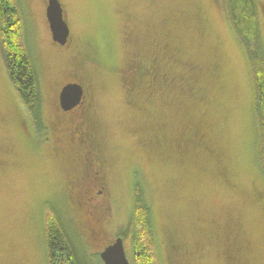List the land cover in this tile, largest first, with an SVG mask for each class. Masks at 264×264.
I'll list each match as a JSON object with an SVG mask.
<instances>
[{
    "label": "rangeland",
    "instance_id": "1",
    "mask_svg": "<svg viewBox=\"0 0 264 264\" xmlns=\"http://www.w3.org/2000/svg\"><path fill=\"white\" fill-rule=\"evenodd\" d=\"M58 1L70 31L65 46L51 38L46 0H17L43 124L15 93L0 49V264H47L48 207L65 213L90 263L101 264L90 257L102 244L88 240L75 197L81 171L87 177L89 170L77 147L56 139L68 126L53 117L54 93L72 79L90 87L106 160V195L98 199L107 207L97 226L106 242L128 219L137 178L159 264H172L168 236L180 248V264H264L254 91L221 0ZM259 22L264 45V13ZM132 60L154 64L127 98ZM58 264L71 263L63 256Z\"/></svg>",
    "mask_w": 264,
    "mask_h": 264
},
{
    "label": "trees",
    "instance_id": "2",
    "mask_svg": "<svg viewBox=\"0 0 264 264\" xmlns=\"http://www.w3.org/2000/svg\"><path fill=\"white\" fill-rule=\"evenodd\" d=\"M221 3L249 63L258 132L257 161L264 176V45L259 22V14L264 13V7L258 0H221ZM0 49L7 77L15 93L33 121L39 123L38 125L42 124L39 75L25 45L23 21L17 0H0ZM137 66L144 71L142 73L145 76L149 75V70L151 72L148 67L150 63ZM145 78L135 73L137 85L138 82L141 85ZM258 197L261 199V195ZM44 218L47 264H58V257L61 259L63 256L71 264H92L88 260L84 245H81L75 224L67 220L64 212L48 207L44 210ZM119 237L122 239L124 249L128 247L132 253L130 259L128 258L130 264H159L150 204L143 198V191L137 178L130 214L123 227L118 228L115 239ZM172 245V257L179 258V246L176 242H172ZM90 258L103 264L99 253Z\"/></svg>",
    "mask_w": 264,
    "mask_h": 264
},
{
    "label": "flooded vegetation",
    "instance_id": "3",
    "mask_svg": "<svg viewBox=\"0 0 264 264\" xmlns=\"http://www.w3.org/2000/svg\"><path fill=\"white\" fill-rule=\"evenodd\" d=\"M48 0H46L47 2ZM47 5V4H46ZM70 41V31H69V38L68 42ZM67 42V43H68ZM66 43V44H67ZM138 61V60H137ZM132 60L125 68L124 78L127 81L125 93L128 97H131L134 91L139 87L137 79H135V73L138 74L140 77H145V74L142 69L137 66L138 62ZM154 62L150 63L152 66ZM135 71H134V69ZM148 70V68H147ZM75 72V71H74ZM189 72L192 73L193 69L190 68ZM72 76L71 78H73ZM88 82V81H87ZM67 84H78L82 88V95L78 102V104L73 107L71 110L64 111L61 109L60 102H59V95L61 89ZM133 85V86H132ZM135 87V88H134ZM42 105V104H41ZM43 112V110H42ZM53 117L55 119L58 118L57 121L61 123V120L67 122L66 125L68 126L67 129L63 131H59L56 137L58 143L62 144L65 142L69 145V147H77L79 150V159L82 160L84 166L89 170V175L85 177V174H82L80 180L77 183L76 190H75V197L80 198V204L77 205V210L79 213L82 214L83 218L91 223L92 225L89 226L87 224V238L89 241L93 243L100 242L102 244L103 249L112 242H106L104 240V236L101 231L97 228L98 223L102 219L103 208L107 207L106 205L103 207L101 206L102 203L98 198L102 195H106L104 190L106 189V160L104 158V154L101 148V142L98 136L97 130V123L94 117L91 115V91L89 85L84 81H75L74 79L66 82L64 85H61L59 88L56 89L53 98ZM73 118V119H72ZM44 118H42L41 122L43 124ZM67 120V121H66ZM57 121L55 123H57ZM77 123V127L75 124ZM58 124V123H57ZM74 124L72 129H75V132L70 131L69 127ZM49 128V127H47ZM58 150V147H55V151ZM86 178V179H85ZM256 196V195H255ZM104 202V201H102ZM105 203V202H104ZM168 247L171 254V261L172 263L180 264L179 258L172 257V242L171 238L167 237ZM108 243V244H107ZM235 249L239 251L238 247L235 246ZM179 254V253H178ZM238 253L237 255H239ZM179 257V256H178ZM240 258V257H239Z\"/></svg>",
    "mask_w": 264,
    "mask_h": 264
},
{
    "label": "water",
    "instance_id": "4",
    "mask_svg": "<svg viewBox=\"0 0 264 264\" xmlns=\"http://www.w3.org/2000/svg\"><path fill=\"white\" fill-rule=\"evenodd\" d=\"M46 18L53 42L65 46L69 38V27L64 20L63 9L58 0L47 1ZM81 95L82 88L78 84L65 85L59 95L61 109L71 110L78 104ZM99 256L103 264H130L120 237L105 247Z\"/></svg>",
    "mask_w": 264,
    "mask_h": 264
}]
</instances>
